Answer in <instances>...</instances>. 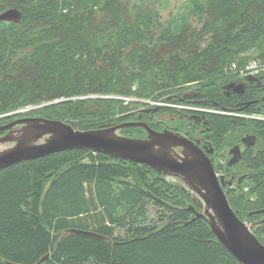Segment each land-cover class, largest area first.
Listing matches in <instances>:
<instances>
[{
  "label": "trees",
  "instance_id": "trees-1",
  "mask_svg": "<svg viewBox=\"0 0 264 264\" xmlns=\"http://www.w3.org/2000/svg\"><path fill=\"white\" fill-rule=\"evenodd\" d=\"M10 8L23 16L0 21V126L150 125L138 110L147 101L174 114L192 85L212 95L240 76L243 54L264 59V0H184L166 19L157 0H0V13ZM195 199L149 165L89 149L17 163L0 170V264H243L195 217ZM72 228L107 239L62 238Z\"/></svg>",
  "mask_w": 264,
  "mask_h": 264
},
{
  "label": "water",
  "instance_id": "water-1",
  "mask_svg": "<svg viewBox=\"0 0 264 264\" xmlns=\"http://www.w3.org/2000/svg\"><path fill=\"white\" fill-rule=\"evenodd\" d=\"M18 8L0 13V21L18 23L22 19ZM190 96V95H186ZM28 107L23 110H30ZM18 112V111H17ZM129 127L147 130L146 138L128 137L120 131ZM0 170L28 160L38 159L70 149H89L151 166L159 173L182 180L190 193L202 201L204 211L191 207L196 217L206 219L218 240L243 264H264V245L232 208L224 187L205 152L194 142L173 131L157 132L145 122H125L93 130H78L58 119L24 117L0 126ZM12 143L2 149L1 145ZM182 147L184 156L176 157ZM230 184V183H229ZM159 201V198L156 197ZM98 239L107 237L89 230L72 228L65 233ZM44 260V259H43Z\"/></svg>",
  "mask_w": 264,
  "mask_h": 264
},
{
  "label": "flooded vegetation",
  "instance_id": "flooded-vegetation-1",
  "mask_svg": "<svg viewBox=\"0 0 264 264\" xmlns=\"http://www.w3.org/2000/svg\"><path fill=\"white\" fill-rule=\"evenodd\" d=\"M213 92L210 95L192 85L186 94L190 96H180L174 104V114L155 106L141 107L139 116L143 119L150 113L151 124H147L153 130L173 131L205 152L226 183L232 208L264 245V74L235 76ZM203 102L213 107L200 105ZM214 117L228 118V128L213 126ZM140 128L146 136L136 138H146L147 130ZM183 156V148L177 147L176 157Z\"/></svg>",
  "mask_w": 264,
  "mask_h": 264
},
{
  "label": "rangeland",
  "instance_id": "rangeland-1",
  "mask_svg": "<svg viewBox=\"0 0 264 264\" xmlns=\"http://www.w3.org/2000/svg\"><path fill=\"white\" fill-rule=\"evenodd\" d=\"M158 1V5H159V7H160V9H161V12H162V15L164 16V18L166 19V18H168L170 15H171V13L173 12V10L174 9H176L177 7H178V5L179 4H181V2L182 1H184V0H170V4H169V7L168 8H166V9H164V8H162V6H161V3L164 1V2H166V0H157ZM259 57V51L257 50V49H255L254 51H251V52H249V53H246V54H243L242 56H241V59L242 60H244V61H249V63L251 62V61H253V60H256V59H260V58H258ZM248 63V64H249ZM247 64V65H248ZM241 68L242 67H239L238 65H237V69L235 70V72L236 71H240L241 70ZM237 74H238V72H237ZM240 75V74H239ZM144 102V101H143ZM147 102H149L150 103V106H142V109H146V108H154L155 106H157V104H161V105H164V103H158V102H152V101H147ZM173 107H176V105H173ZM33 109V108H32ZM138 110L140 111V108H138ZM20 111V110H19ZM22 111H24V110H22ZM27 117H30V116H27ZM21 118H24V117H21ZM18 119H20V118H18ZM18 119H16V120H18ZM15 121V120H14ZM120 134H121V132H120ZM11 144L12 143H6V144H3V145H1V148L2 149H4V148H7V147H9V146H11ZM168 178L171 180V181H173L174 183H176V184H181L182 185V187L190 194V195H195V197H196V201L198 200L199 202H201L202 203V201H201V199L195 194V193H190V191L188 190V187H187V185L182 181V180H180L179 178H177V177H174V176H168ZM193 206V205H192ZM202 206H203V203H202ZM204 208V207H203Z\"/></svg>",
  "mask_w": 264,
  "mask_h": 264
},
{
  "label": "built area",
  "instance_id": "built-area-1",
  "mask_svg": "<svg viewBox=\"0 0 264 264\" xmlns=\"http://www.w3.org/2000/svg\"><path fill=\"white\" fill-rule=\"evenodd\" d=\"M236 68V67H235ZM264 70V59H256L242 68L238 73L240 75H254Z\"/></svg>",
  "mask_w": 264,
  "mask_h": 264
},
{
  "label": "bare ground",
  "instance_id": "bare-ground-1",
  "mask_svg": "<svg viewBox=\"0 0 264 264\" xmlns=\"http://www.w3.org/2000/svg\"><path fill=\"white\" fill-rule=\"evenodd\" d=\"M262 72V71H261ZM195 217H196V215H195ZM77 229V228H76ZM82 230H84V229H82ZM89 231H92V230H89ZM95 232V231H94ZM64 237H66L65 235L62 237V238H64ZM47 257H45L44 258V260L46 259Z\"/></svg>",
  "mask_w": 264,
  "mask_h": 264
}]
</instances>
